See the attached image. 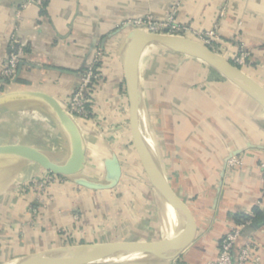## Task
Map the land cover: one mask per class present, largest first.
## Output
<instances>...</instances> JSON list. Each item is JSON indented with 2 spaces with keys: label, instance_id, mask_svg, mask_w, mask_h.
<instances>
[{
  "label": "crops",
  "instance_id": "obj_1",
  "mask_svg": "<svg viewBox=\"0 0 264 264\" xmlns=\"http://www.w3.org/2000/svg\"><path fill=\"white\" fill-rule=\"evenodd\" d=\"M25 1L0 0V70L11 37L25 51L18 77L24 83L12 84L0 77V93L41 90L66 106L81 70L100 48V79L90 95V115L77 120L86 150L84 175L103 181L104 161L117 155L121 177L110 190L120 188L121 196L113 201L104 195L110 190H87L68 182L54 186L53 199L41 206L27 190L13 197L14 183L9 175H0V264L70 242L170 241L179 233L180 222L146 175L147 186L136 185L138 192L131 194L134 171L129 169L124 178L120 156L124 144L131 142L134 165L142 166L131 141L120 49L130 30L128 21L145 15L165 21L176 0H48L42 8L21 7ZM176 20L197 31L215 29L221 48L233 52L241 46L248 51L249 64L243 70L264 86V0H179ZM156 50V56L143 54L139 64L144 119L153 153L190 214L193 241L175 260L137 257L95 264H209L217 257L221 237L234 225L233 215H249L255 206L263 211L262 224L252 223L243 230L236 250L249 238L258 246L260 264H264L259 169L264 160V107L199 60ZM31 109H35L33 118H42L39 108ZM120 124L128 130L129 139L111 141L108 132ZM6 143L33 145L26 141L0 144ZM235 151H240L242 165L224 170L226 158ZM35 168L32 176L44 172ZM76 213L82 216L78 222Z\"/></svg>",
  "mask_w": 264,
  "mask_h": 264
},
{
  "label": "water",
  "instance_id": "obj_2",
  "mask_svg": "<svg viewBox=\"0 0 264 264\" xmlns=\"http://www.w3.org/2000/svg\"><path fill=\"white\" fill-rule=\"evenodd\" d=\"M121 49L124 83L128 101V118L131 141L136 150L142 169L153 191L175 212L180 222V231L170 241L163 243H140L109 241L95 244L62 246L44 252L27 255L7 264H95L107 258L139 256L164 261L177 259L193 241V224L185 205L171 189L148 140L144 119L143 98L139 78V64L144 52L149 48L181 54L199 60L222 77L254 97L264 107V86L234 65L223 55L211 50L194 39L147 32L130 25ZM9 52V51H8ZM18 75L11 82L15 84ZM20 102L41 105L56 122L67 145L64 158L58 159L40 147L23 143L0 144V159L33 163L44 171L70 180L74 185L93 191L113 189L121 177V164L113 154L104 161L103 181L91 180L86 171V150L82 131L76 121L56 98L41 90H11L0 93V108ZM240 151L230 153L238 155ZM250 226V225H249ZM246 226L244 231L249 228Z\"/></svg>",
  "mask_w": 264,
  "mask_h": 264
},
{
  "label": "built area",
  "instance_id": "obj_3",
  "mask_svg": "<svg viewBox=\"0 0 264 264\" xmlns=\"http://www.w3.org/2000/svg\"><path fill=\"white\" fill-rule=\"evenodd\" d=\"M47 1L48 0H28L25 1L21 7L34 4L42 8ZM178 6L179 0H176L165 21L160 22L154 19L152 15H145L128 21L126 24L130 25L132 28L143 29L151 33L184 36L194 39L203 43L211 50L223 55L238 67L244 66L248 62L250 53L241 46L233 52L226 50L224 47H219L217 45L218 38L215 29L197 31L187 25L177 22L176 13ZM8 51L6 61L0 70V77L3 81L11 83L18 75L19 65L23 62L25 51L16 37H11ZM100 51V48L95 49L90 60L81 70L78 84L67 100L65 109L75 119L89 118L90 110L88 109V105H91L90 95L100 79L98 69V63L101 61ZM240 165H242L240 154L232 155L226 161V168H233ZM259 169L261 173L262 195L264 196V160L260 161ZM64 183H68L67 178L44 171L43 175H38L35 179L31 180L30 185L23 188V190L34 193L37 196V200L41 201V206H46L47 203H50L49 196L51 193H49V191L54 186ZM35 211L36 210L33 209V212ZM74 219H77L76 215H74ZM251 224L252 222L248 220L230 227L220 239L216 259L209 264H260L261 257L257 251L258 246L251 239L248 238L245 240L238 250H236V243L242 235V231L246 226Z\"/></svg>",
  "mask_w": 264,
  "mask_h": 264
},
{
  "label": "rangeland",
  "instance_id": "obj_4",
  "mask_svg": "<svg viewBox=\"0 0 264 264\" xmlns=\"http://www.w3.org/2000/svg\"><path fill=\"white\" fill-rule=\"evenodd\" d=\"M155 54H151L148 56H156ZM36 107L39 108L38 111L39 113H41L42 118L41 117H36L37 119L33 118L32 110H35V109H31V108H36ZM76 120H79V119L76 118ZM57 129H59V127L57 126L55 120L46 113V110L41 105L31 103V102H20V103L10 105L8 107L0 108V143L7 142V141L30 142L33 145H36L37 147H40L48 151L50 155L60 160L64 158L66 155L67 145H66V142L63 140V137L60 134V130L58 132ZM110 132L112 134L111 141L116 142L120 140L121 142H126V140L129 139L128 130L124 128L123 124H120V126L114 127L113 130L109 131L108 133ZM130 143L131 142H129V144H126V145L124 144V146L122 147L123 151L120 153V156L124 164V178L127 179V176H128L127 171L129 172L131 170L132 172L133 171L136 172V170H138L137 173L133 172L134 179H135L133 182L134 185L128 184L129 193L131 194L134 192L136 193L138 192V188H136V185H139V186L145 185L146 187L147 181L145 179V174L142 168L140 167V165L139 166L134 165L135 154L132 150V145ZM16 162L17 164L16 163L9 164L6 168L7 172L5 173L9 175V177L11 178L12 181L10 182L14 183L15 185L13 189L11 190L12 191L11 194L13 195V197L20 194L21 192L24 193L23 188L28 187V185H30L31 183V180L35 179L38 176V175L32 176L34 174V173L32 174V172L36 169L35 167H39L33 163H27V162L19 163L18 161ZM10 170L11 172L9 173L8 171ZM43 173L40 175H43ZM0 175H4V174H0ZM95 178H98V175ZM67 182L72 183L68 179H67ZM117 189H120V188H115L114 190L107 191L106 194L104 195H107V198L114 201L117 197L120 198L121 196L120 190H117ZM50 191L49 193H51ZM123 196L129 197L130 195H128L127 193H124ZM50 197L52 198V196L51 195L49 196V200L51 202ZM142 197L146 198L144 193L142 194ZM75 215L77 216V219H76L77 222L80 221L82 217L81 214L76 213ZM113 228H114V225L110 227L111 230ZM61 232L67 233V230L66 231L62 230ZM72 245L74 244L70 242L69 245H64V246H72ZM105 261L118 262V260H105Z\"/></svg>",
  "mask_w": 264,
  "mask_h": 264
},
{
  "label": "trees",
  "instance_id": "obj_5",
  "mask_svg": "<svg viewBox=\"0 0 264 264\" xmlns=\"http://www.w3.org/2000/svg\"><path fill=\"white\" fill-rule=\"evenodd\" d=\"M157 49V48H156ZM155 48H151L149 51L145 52L144 53V57L148 56V55H151V54H158L157 50ZM155 54V55H156ZM249 64V62H247V64H245L244 66L240 67L242 70L244 68L247 67V65ZM100 66V63H98V67ZM244 71V70H243ZM24 83L23 80L21 79H17L16 81V84L18 85H22ZM88 109L90 110V105H88ZM262 215H263V211L260 210L257 206H255L253 209H252V213L251 214H235L233 215V222L234 224H240L244 221H248L250 220L252 223L256 224V225H261L262 224Z\"/></svg>",
  "mask_w": 264,
  "mask_h": 264
},
{
  "label": "bare ground",
  "instance_id": "obj_6",
  "mask_svg": "<svg viewBox=\"0 0 264 264\" xmlns=\"http://www.w3.org/2000/svg\"><path fill=\"white\" fill-rule=\"evenodd\" d=\"M10 105H13V103L12 104H10ZM10 105H7V106H4V107H8V106H10ZM77 121V120H76ZM78 123V122H77ZM148 140H149V144L152 146V144H151V140H150V138H149V135H148ZM67 151V150H66ZM67 153V152H66ZM19 163H24L23 161L21 162V161H18ZM12 163H16L17 164V162H16V160H13V159H8V158H1L0 159V174H4L5 175V173L7 172V166L9 165V164H12ZM15 164V165H16ZM26 164V163H25ZM164 204L166 205V207L168 208V210L170 211V213H171V215L174 217V219L175 220H177V223H179V221H178V217L176 216V214H175V212L173 211V209L167 204V203H165L164 202ZM137 257H139V256H128V257H120V258H107V259H105V260H118V261H126V260H132V259H135V258H137ZM104 260V261H105ZM12 262H14V261H11L10 263H12Z\"/></svg>",
  "mask_w": 264,
  "mask_h": 264
}]
</instances>
